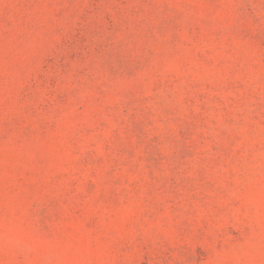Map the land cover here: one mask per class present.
Listing matches in <instances>:
<instances>
[{
	"label": "rangeland",
	"instance_id": "obj_1",
	"mask_svg": "<svg viewBox=\"0 0 264 264\" xmlns=\"http://www.w3.org/2000/svg\"><path fill=\"white\" fill-rule=\"evenodd\" d=\"M0 264H264V0H0Z\"/></svg>",
	"mask_w": 264,
	"mask_h": 264
}]
</instances>
